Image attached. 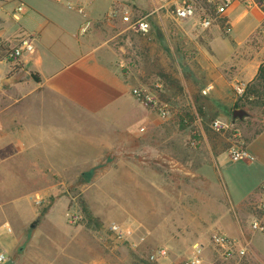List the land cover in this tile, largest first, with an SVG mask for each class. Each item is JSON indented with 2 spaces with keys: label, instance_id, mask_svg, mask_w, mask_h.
Wrapping results in <instances>:
<instances>
[{
  "label": "rangeland",
  "instance_id": "rangeland-1",
  "mask_svg": "<svg viewBox=\"0 0 264 264\" xmlns=\"http://www.w3.org/2000/svg\"><path fill=\"white\" fill-rule=\"evenodd\" d=\"M124 1L138 11L134 19L148 17L153 10L152 0ZM47 4L51 5L47 1L42 2L43 6ZM74 4L71 7L64 5V8L75 16L79 15L78 7L84 11L89 8L94 15L106 14L105 17L112 10L110 3L93 2L89 6ZM16 7L17 3L12 1L7 11L12 13ZM246 12L240 24L233 23L230 35L242 40L253 27V33L233 51L231 64L235 63L238 69L240 64L264 56V13L253 5L247 7ZM166 25L162 30L156 28L152 40L129 31L126 32L125 43L120 42L125 47V68L139 76L141 84L150 88L155 84L163 85L161 98L169 105L171 117L167 120L157 114L155 117L157 122H164L166 129H154L151 121L141 124L144 130L135 139L141 143L142 155L134 159L120 162L116 153L112 152L107 161H100L96 165L88 163L86 170H78L74 178L14 179V182L25 186L24 189L41 191L34 194L0 193V225L4 231V238L0 239V254L18 264H171L170 260L174 264H184L199 250L200 241L188 242L186 252L182 247L176 249L166 261L154 263L148 261L147 257L158 247L171 251L167 242L179 245L182 244L177 240L180 237H192L200 217L206 219L207 223L212 219L219 222L218 218L223 219L234 212L225 207L230 206L231 200L245 196L251 187L252 177L255 179L251 172L253 169L244 166L243 162L231 161L229 154L222 157L220 176L222 180L224 177L227 185L224 187L223 182L220 183L217 174L214 177L219 181V207L210 199L212 188L206 181L201 185L196 176L181 173V166L187 164L181 163L179 157L184 153L187 155L188 169L191 170L199 160L200 164L209 161L211 153L229 150L234 142L245 145L257 132L264 131V102L246 101L236 94L234 87L243 85L246 88L247 83L240 79L237 71L227 70L231 66L216 67L208 61V56L200 54V31L192 28L193 25L180 24L190 31V35H186L175 22L168 21ZM228 44L229 36L222 44L217 42L215 46L220 49V54H225ZM221 72L223 78H220ZM209 84L212 89L204 95L202 92ZM236 109L248 114V117L234 123L235 129L242 135L240 141L229 140L230 133H216L211 129V122L215 119L232 122ZM181 110L196 116L194 125L184 131H179L173 124L174 116ZM54 121L60 119L56 116ZM165 137L173 139L176 159L173 158L172 163L169 158L153 159L149 154V146ZM182 143L185 146H181ZM155 170L160 172L157 179L153 176ZM56 182L64 183L52 187ZM10 198L26 199L28 211L1 208L9 207ZM256 203H248L244 210V226L250 241L248 254L243 259L235 258L226 264H264V232L251 231V214L262 219L264 226V215L255 210ZM88 215L100 226L90 225ZM22 218L27 221L22 222ZM113 223L135 227L138 230L135 241L142 234L146 235V241L138 248H132V241L118 240L111 233L109 227ZM209 226L206 224V229ZM213 256L208 249L204 252L202 249L204 264L213 260Z\"/></svg>",
  "mask_w": 264,
  "mask_h": 264
},
{
  "label": "crops",
  "instance_id": "crops-1",
  "mask_svg": "<svg viewBox=\"0 0 264 264\" xmlns=\"http://www.w3.org/2000/svg\"><path fill=\"white\" fill-rule=\"evenodd\" d=\"M12 1L17 3V7L22 4L24 11L16 13V7L9 13L7 7ZM43 1L51 5L43 6ZM73 2L74 5L88 6L93 5L91 4L93 2L110 3L112 10L105 17L106 14L94 15L91 9L84 11L82 7H78L77 11L81 8L83 13L78 11L79 15L75 16L64 8V5L71 7ZM247 2L249 3V0H239L229 9L226 19L231 26L233 23L240 24L245 18L246 9L249 7ZM151 6L153 10L148 16L151 30L149 34L139 36L152 40L156 28L161 30L166 28L168 21L179 26L189 23L194 26L190 27L200 31V54L203 57L208 56V61H211L212 65L220 68L231 66L227 70L237 71L240 79L247 84L256 78L258 69L264 62V56L258 57L259 60L254 61L252 58L250 62L240 64V69L235 63L231 64L235 47L242 46L243 41L253 33V27L244 34L242 40L229 35V44L225 49L228 52L220 54V49L215 43L222 44L227 37L223 35L220 26L216 25L207 30L199 29L193 20L181 23L173 20L167 9H160L161 3L158 0H152ZM113 12L117 13V18L110 16ZM125 12L129 14L130 21L139 18L134 19L138 11L130 8L124 0H0L1 194L39 193L41 191L39 189H24L25 186L14 182V179L74 178L78 170H86L88 163L96 165L100 161H107L112 152L116 153L117 161L120 162L140 157L142 146L135 138L141 132V124L151 121L154 129H166L164 122H157L154 111L144 109L131 95L134 88L158 92L160 87L162 89L160 97L164 90L162 84H155L153 88L141 84L140 77L125 68L123 58L125 47L120 42L125 43L126 32H133L130 30V21L126 22L123 19ZM180 28L186 35H190V31H187L184 25ZM30 36L34 38L33 52L24 54L12 62L3 60L6 49L17 46L21 39ZM223 76L221 72L220 78ZM34 77L38 80L36 81ZM56 116L60 121H54ZM263 143L264 131H260L242 145L254 160L240 162L253 169L251 172L255 179L252 177L251 187L245 192L244 197L231 200L230 206L225 207L226 210L234 212L228 213L223 219L218 218L219 222L212 219L207 223L206 219L200 217L192 237H180L177 240L182 244L179 245L175 242L166 243L171 250L168 260L176 249L180 250L182 247L185 251L189 248L188 242L192 244L200 241L203 252L208 249V252L214 255L213 260L205 261V264H212L217 260V254L210 244L213 233L242 239L241 241L246 242L249 247L250 241L243 217L247 204L257 201L255 206L257 207L262 197ZM181 146H185V143ZM149 147V154L153 159L165 157L169 158L170 163L174 161L173 158L176 159L171 137H165L158 143L154 141ZM225 155H228L227 149L216 154L211 153L209 161L200 164L199 160L191 170L188 169L187 155L184 153L179 157L181 163L187 164L181 166V173L196 176L201 185L206 181L212 188L210 199L218 203L219 207L220 195L217 189L219 181L217 182L214 177L217 174L221 179L220 183L223 182L224 187L227 185L224 177L223 181L220 176L222 157ZM153 176L159 178L160 172L155 170ZM56 183L52 187L60 186L64 182ZM157 186L155 183L158 192ZM8 204V208L7 205L1 208L18 211L29 209L28 201L22 198L15 200L10 198ZM251 215L252 222L256 217L254 214ZM26 221L22 218V222ZM206 224H210L209 230L206 229ZM2 228L0 225V239L4 238ZM183 256L185 255L178 257ZM6 258L12 261L8 256ZM12 262L18 264L16 261ZM170 263H173V260H170Z\"/></svg>",
  "mask_w": 264,
  "mask_h": 264
},
{
  "label": "built area",
  "instance_id": "built-area-1",
  "mask_svg": "<svg viewBox=\"0 0 264 264\" xmlns=\"http://www.w3.org/2000/svg\"><path fill=\"white\" fill-rule=\"evenodd\" d=\"M161 3L160 9H167L172 16L173 20L176 22H187L193 20L195 25L199 29L207 30L211 27L222 25V30L224 35L232 34V26L229 21L226 19V13L229 9L236 4L239 0H207L210 5V10L208 12L203 11L199 12L195 4L191 0H158ZM248 6H255L264 8V0H249V3H246ZM24 7L21 4L17 7L16 13H22ZM79 13H83V10L80 8ZM112 18H117V13L113 12L110 15ZM129 14L125 12L123 14V19L128 22ZM130 30L138 35L145 36L149 34L151 30V25L148 21V17L138 18L134 21H130ZM35 49L34 38L26 37L20 40L17 46L6 49L4 52V61L12 62L24 54L33 52ZM158 92H152L144 88H134L131 92L132 97L136 102L141 105L146 110L154 111L161 119L167 120L171 117V110L169 105L161 100L160 93L162 89ZM212 89V86H209L202 93L207 94L208 91ZM236 94L239 97H244L245 88L243 85H236L234 87ZM211 129L216 133H230L231 139H236L240 141L242 138L239 130H236L234 124L225 119L218 118L211 122ZM144 128H141L142 132ZM229 158L233 162H252L254 158L242 148V144H236L235 142L228 150ZM256 210L259 214L264 215V187L262 197L256 207ZM111 233L115 235L118 240H127L132 241L131 247L138 248L142 243L146 241V235L142 234L138 236V241H135V235L138 230L131 225H120V224H111L109 227ZM251 230L253 232H264L263 220L259 217H256L251 223ZM10 231V229H9ZM210 244L214 251L217 254V260L212 264H217L218 262H228L235 258L243 259L248 254V245L237 238L229 237L222 233H213L210 237ZM197 247H195L196 249ZM199 250L193 254L192 258H188L184 264H204L202 259V248L199 247ZM148 261L158 263L160 261H166L169 258V251L165 248H157L153 250L148 255ZM8 262V259L4 254H0V264H5ZM174 264V263H171Z\"/></svg>",
  "mask_w": 264,
  "mask_h": 264
},
{
  "label": "trees",
  "instance_id": "trees-1",
  "mask_svg": "<svg viewBox=\"0 0 264 264\" xmlns=\"http://www.w3.org/2000/svg\"><path fill=\"white\" fill-rule=\"evenodd\" d=\"M199 12L210 10V5L207 0H192ZM264 13V8L258 6ZM222 27V25H221ZM37 81L38 79L34 77ZM244 100L250 102H264V62L260 65L256 78L246 85ZM237 108V107H235ZM196 121V116L185 110H181L173 118V124L179 131H184L191 128ZM88 222L90 225L99 227L98 221H96L91 215H88Z\"/></svg>",
  "mask_w": 264,
  "mask_h": 264
},
{
  "label": "water",
  "instance_id": "water-1",
  "mask_svg": "<svg viewBox=\"0 0 264 264\" xmlns=\"http://www.w3.org/2000/svg\"><path fill=\"white\" fill-rule=\"evenodd\" d=\"M246 117H248V114L244 110L236 109L233 111L232 123L234 124L237 120H243ZM31 227H34V225H32ZM6 264H13V262L8 261L6 262Z\"/></svg>",
  "mask_w": 264,
  "mask_h": 264
}]
</instances>
